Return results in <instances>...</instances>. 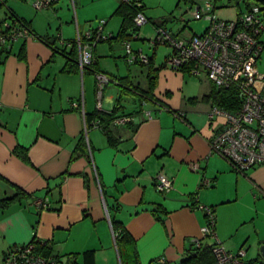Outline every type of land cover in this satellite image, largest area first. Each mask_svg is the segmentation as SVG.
Instances as JSON below:
<instances>
[{"label": "crops", "instance_id": "crops-1", "mask_svg": "<svg viewBox=\"0 0 264 264\" xmlns=\"http://www.w3.org/2000/svg\"><path fill=\"white\" fill-rule=\"evenodd\" d=\"M32 1L0 0V23L16 18L36 35L0 49V200L15 196L18 187L25 193L0 208V264L11 246L33 237L52 255L77 264H85L87 250L94 251V264H158L161 258L181 264L195 249L193 239L202 237L206 217L198 204L215 208L216 232L226 249L245 246V261L264 262V164L239 173L210 152L209 141L224 124L222 117L208 115L213 83L186 101L181 81L188 72L166 64L172 50L164 61L148 54L152 63L144 64L141 80L119 63L116 69L102 64L114 55L116 43L127 62L124 40L133 33L139 34L137 41L146 39L145 30L135 26L120 35V15L117 26L110 27L114 39L108 47L97 44L94 67L82 71L78 36L93 17L117 16L122 0H72L73 8L63 16L68 0H57L34 16ZM139 1L147 23L168 29L174 11L167 19L154 18L147 0ZM56 17L58 33L49 29ZM44 18L54 22L48 27ZM94 70L113 79L103 90L101 110ZM98 111L132 115L133 121L93 127L101 120ZM18 147L27 148L30 163L15 153ZM160 173L173 180L165 194L155 186ZM204 179L211 185H203ZM41 199L48 201L45 209L36 204ZM113 221L134 239L121 253ZM210 243L203 239L204 245Z\"/></svg>", "mask_w": 264, "mask_h": 264}, {"label": "built area", "instance_id": "built-area-1", "mask_svg": "<svg viewBox=\"0 0 264 264\" xmlns=\"http://www.w3.org/2000/svg\"><path fill=\"white\" fill-rule=\"evenodd\" d=\"M57 0H33L37 10L51 7ZM131 2V0H122ZM238 5L247 0H235ZM141 8L143 3L135 1ZM248 4V6H247ZM215 5L212 1L196 6L193 19H206L207 28L200 34L188 38H180L164 27L156 28L153 44L164 43L171 48V54L166 58V64L174 71L188 68V73L205 76L217 88L233 89L239 99V105L234 109H226L214 104L208 115L211 119L222 117L224 124L214 134L210 141V152L229 161L235 171L245 173L255 166L264 164V76L257 67L258 60L264 50L261 35L264 32V13L256 2H246V11L240 9L234 19H221L214 14ZM148 22L144 11L139 9L134 16V23L139 28ZM101 21L97 28L88 29L79 35V65L83 71L92 68L96 63L93 48L112 36L106 35ZM36 35L23 21L12 18L0 23V49H10L20 38ZM131 39H139L138 33H133L124 40L129 62L139 61L147 64L149 56L135 52ZM98 88V110H101V98L105 86L113 79L103 71L94 70ZM77 106V103H74ZM150 116V111H146ZM133 121L132 115H121L113 119L114 124L124 125ZM99 126V120L92 123ZM88 125L86 126V133ZM203 185H211V181L203 180ZM156 189L160 193H168L173 189V180L164 173L157 176ZM39 208L49 206L47 200L36 202ZM198 208L206 215L202 226V237L194 238L193 245L200 247L203 239H213L214 261L211 264H241L246 250L231 252L225 248L216 232V213L212 206L198 204ZM1 264H77L57 255H45L37 251L35 244L28 241L11 246ZM158 264H168L165 258L158 259Z\"/></svg>", "mask_w": 264, "mask_h": 264}, {"label": "rangeland", "instance_id": "rangeland-1", "mask_svg": "<svg viewBox=\"0 0 264 264\" xmlns=\"http://www.w3.org/2000/svg\"><path fill=\"white\" fill-rule=\"evenodd\" d=\"M207 1H212V3L214 5H216L215 11H216V16L221 18V19H234L237 16L238 11L240 10V8L245 12L246 11V2L247 1H243L239 5L236 3L235 0H163L161 5H159V3L161 2V0H147V6L149 7V13L152 14V16L154 18H160V19H167L168 17H171V13L174 11L175 12V17H171V19L168 20V30H170L173 34H175L176 36L180 37V38H188L190 36H192L193 34H200L202 33L207 26L209 25V21L206 19H201V20H197V19H193V12L196 9V6L200 5V4H205V2ZM249 3H254V1L249 0ZM32 6H31V11L33 12V16L39 12H43L45 10H48L51 7H48L46 9L43 10H37L34 6H33V1L31 2ZM68 4H70V7L67 6L65 7L64 10L61 11V15L63 16L66 9L67 10H71L73 8V3L72 0H68ZM149 4V5H148ZM162 6H164L166 9L161 8ZM221 6V7H219ZM171 12V13H170ZM94 13H91V15ZM95 16V15H93ZM119 15L117 16H112L110 18H102V17H93L90 21L87 22L86 26L87 29H91V28H97L98 26L101 25V21L102 20H106L107 23L104 25V32L106 35H110L112 33H110V27H113V29L117 26L118 21H120ZM3 19V12L0 13V21ZM45 19V18H44ZM38 22H40L41 25H45L44 22H42V20L40 19V17L37 19ZM45 21L48 24L49 27V23L54 22V20H50L47 21L45 19ZM110 21V23H109ZM109 23V25H108ZM58 25H61V22L59 20L58 17L55 18V23L51 26V31H53L54 33H58ZM140 29H144L146 32V39L145 40H140L137 41L135 39H131V43L136 44L134 45V50H140L142 49V53L144 55H154L157 57H159L160 60L164 61L166 54L169 52V50H171L169 45H166L164 43H157V44H153L152 42L155 39V35H156V29H154L152 27V24L146 23L144 25L141 26ZM141 32V30H140ZM85 34V32H84ZM141 34H144L141 32ZM264 34V32L262 33ZM262 37L264 38L263 35H261V40ZM148 38H151L150 40ZM108 41H103V42H99L98 45H103L105 44L108 47ZM17 42L14 43V45ZM143 45L142 48L138 47L140 45ZM154 45V46H153ZM156 48V52L155 49ZM144 50V51H143ZM155 52V53H154ZM119 54L124 55L125 52L123 50V48L120 45H117L116 43V48H115V53L114 55L110 56L109 58H103V62L102 64H107V65H112L114 69H116V65L117 63H119L120 66H122V70L125 72H128V70H131L133 76L137 79V80H141L143 79V72L147 73V67H145V65L141 62H129V60L133 57V55H131L130 58H126L127 62L125 61V59L123 57H120ZM149 54V55H148ZM132 63L130 66L128 65L129 63ZM128 63V64H127ZM257 67L259 69V72L264 76V50L262 52L261 58L258 60L257 63ZM145 79H146V75H145ZM181 85H182V92L183 95L186 97V101H188L189 99H191V97L197 96L199 94H201L204 90V88L207 85L211 84V81H209L207 79V77L205 76V74L202 75H195V74H191V73H185L184 74V78L181 81ZM211 87L213 86L212 84L210 85ZM193 102V101H191ZM221 119V118H219ZM250 200L247 198L245 199V204H249ZM242 208H245L246 206L243 205L241 206ZM211 243L213 242V239L210 238ZM113 243V242H112ZM114 247V244H113ZM247 247H243L240 248L239 250L243 249L246 250ZM238 250V251H239ZM236 251V252H238ZM1 250H0V255H1ZM245 257V256H244ZM116 259V258H115ZM117 263V260H115V264ZM118 264V263H117Z\"/></svg>", "mask_w": 264, "mask_h": 264}, {"label": "trees", "instance_id": "trees-1", "mask_svg": "<svg viewBox=\"0 0 264 264\" xmlns=\"http://www.w3.org/2000/svg\"><path fill=\"white\" fill-rule=\"evenodd\" d=\"M252 1H254L258 5H260V8L264 13V0H252ZM247 6H248V4H247ZM139 9L143 10L144 6L139 8L137 6V4L135 3V0H131V2H129V3L125 2V1H121V5L116 11V13L118 15H120L122 17V20H123L121 31L119 33L120 35L124 34L128 28L133 27V26H135L136 30H138V27L134 23V16L136 15V13ZM112 39H114L113 35L109 38V41ZM149 58H150V61L147 64L152 63L151 57H149ZM70 66H71V64L68 66L67 70H71V68H69ZM182 71L188 72V68H184ZM235 94H236V92L233 89L217 88V87H215V85H213L212 92L207 97L213 98L214 104L222 106L226 109H234L237 105H239V99ZM102 112L103 111H98V112H96L97 114H95L96 117L101 119L99 121L100 127L107 126L106 124L109 123L110 120L113 121V119L115 117H117V116L113 117L112 114H110V113H107V112L102 113ZM93 120L94 119H92V120L90 119L89 121L92 122ZM14 151L18 156H20L22 158V160H24L27 163H30L27 148H19L18 147ZM17 190L18 191H17V194L15 196H13L11 198H4V199L0 200V208L1 209L7 207L10 203H12L13 201H15L17 199H20L22 196L25 195L24 191L21 188L18 187ZM214 210H215V208H214ZM205 217H206V215H205ZM112 224H113V228L115 231L116 243H117V245L120 249V253H121L122 247H124V245L127 244V242H130L131 244H133L134 239L132 238V236L128 232L123 231V229H121L117 225L116 222L113 221ZM30 242L35 244V247H36L38 252L45 254V255L51 254V252L48 251V248L46 250V247H48V246L42 244L41 241L37 240L35 237H33L30 240ZM57 256H59V255H57ZM83 257H84L85 264H94L95 254H94L93 250L84 251ZM213 261H214L213 243L204 245L202 242V245L200 247L195 246V249L188 253L187 257H185L183 259L181 264H211ZM241 264H264V262H262L261 259L257 258V259L248 260V261L243 260V262Z\"/></svg>", "mask_w": 264, "mask_h": 264}, {"label": "water", "instance_id": "water-1", "mask_svg": "<svg viewBox=\"0 0 264 264\" xmlns=\"http://www.w3.org/2000/svg\"><path fill=\"white\" fill-rule=\"evenodd\" d=\"M260 252H261L262 256L264 257V244H262L260 246Z\"/></svg>", "mask_w": 264, "mask_h": 264}, {"label": "bare ground", "instance_id": "bare-ground-1", "mask_svg": "<svg viewBox=\"0 0 264 264\" xmlns=\"http://www.w3.org/2000/svg\"><path fill=\"white\" fill-rule=\"evenodd\" d=\"M194 35V34H193Z\"/></svg>", "mask_w": 264, "mask_h": 264}]
</instances>
